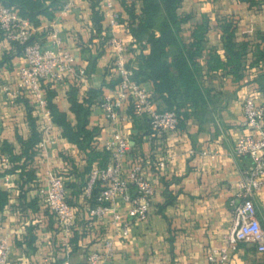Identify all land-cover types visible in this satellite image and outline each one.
Returning a JSON list of instances; mask_svg holds the SVG:
<instances>
[{
  "label": "crops",
  "instance_id": "1",
  "mask_svg": "<svg viewBox=\"0 0 264 264\" xmlns=\"http://www.w3.org/2000/svg\"><path fill=\"white\" fill-rule=\"evenodd\" d=\"M113 1L115 8L123 14L121 24L114 31L109 28L105 14L98 29L94 0H74L70 9H53L52 16L39 15V23L34 24L36 29L32 41L53 47L52 33L58 27L61 48L71 53L76 65L86 71L85 81L68 72L62 81L47 80L43 83L45 93L54 92V105L66 114L71 124L77 123L69 100L73 87H78L81 101L92 89H102L104 96L114 94L119 78L112 66L115 49L107 43L108 36L114 32L127 45L128 67L132 71L137 65L138 55L142 51L149 52V47L142 50L139 44H135L130 30V13L124 5V1L133 4L135 14L140 15L143 2ZM50 3L51 0L46 1L47 5ZM179 12L189 16L181 32L186 42L192 40L193 30L204 17H208L207 49L202 59L206 72L209 50L224 51L222 23L225 19H237V40L246 39L253 32L264 31V4L256 9L248 0H185ZM24 63L21 48L1 35L0 157L11 155L1 150L4 142H8L15 153L22 152L23 142L32 135V119L36 122L40 139L49 126L48 134L55 143L39 150L32 160L25 161L23 157L15 163L19 165L15 171L0 175V187L9 193L8 203L0 212V231L8 236L11 243L9 264H63L66 260L85 264L88 254L100 250L106 238H114L115 255L105 264H208V255L224 244V236L232 226L231 201L237 192L241 172L250 162L248 158L238 156L235 147L238 139L248 132L242 125L243 99L251 84L243 80L216 81L218 78H212L225 70L207 75L205 84L213 87L217 96L206 114L199 117L188 109L190 113L177 132L154 139L148 136L150 131L145 120L136 121L132 106H125L122 110L123 125L130 130L132 145L125 159V169L128 171L134 164L142 163L143 173L153 183L155 194L148 219L134 224L130 235L124 238L115 236L109 216L97 220L89 214L92 202L85 192L90 173L87 171L88 153L64 136L61 125L43 117L41 110L33 105L29 93H25L16 106L6 98L4 86L17 83ZM143 86L150 92L155 105L164 109L165 105L155 95L152 83L145 82ZM255 97L261 101L264 95L256 94ZM91 109L89 128L99 129L94 145L97 151H102L114 128L101 104H95ZM203 150L217 151L218 154L212 159L202 154ZM161 159H166L164 169L154 164ZM13 164L12 161L7 166L0 164V172ZM98 165L97 160L92 169ZM23 168L33 170L35 178L28 180L22 177ZM48 170L64 177L68 200L75 209L76 225L69 239L64 237L57 216L38 193V188L47 182ZM254 200L264 229V186ZM120 210L126 215L127 206L122 201ZM226 264H264V253L242 243L231 249Z\"/></svg>",
  "mask_w": 264,
  "mask_h": 264
},
{
  "label": "built area",
  "instance_id": "2",
  "mask_svg": "<svg viewBox=\"0 0 264 264\" xmlns=\"http://www.w3.org/2000/svg\"><path fill=\"white\" fill-rule=\"evenodd\" d=\"M73 2L74 0H61L59 9L68 10L73 6ZM101 8L109 19V28L114 31L123 20L122 12L115 8L113 0H103ZM35 29L33 22L21 15L14 6L0 3V36H5L19 45L25 58L17 83L4 86V94L10 103L16 106L19 99L29 93L33 105L41 110L47 121L52 122L43 83L47 80L62 81L68 72L85 81L87 74L83 67L76 65L75 57L61 48L58 27H55L52 33L53 47L32 41ZM107 43L115 49L112 66L119 82L114 94L104 96L101 107L114 132L104 142V150L108 153L109 160L106 165L96 166L91 170L85 192L87 198H91L99 184L89 214L97 220L109 216L115 236L125 238L130 235L134 224L148 219L155 187L145 177L142 163L134 164L128 171L125 169V159L132 145L129 140L130 130L123 125L122 110L131 105L136 117L147 119L150 139L177 132L180 119L175 110L159 109L150 92L132 78L133 71L128 67L127 45L124 41L113 32ZM243 110L242 125L248 132L236 142L235 152L238 156L248 158L250 162L241 172L237 192L231 201L232 226L224 236V244L214 248L208 255V264H226L231 249L242 243L250 244L264 253V229L254 200L255 195L264 186V98L258 101L252 95L245 97ZM48 129L49 126L45 128V136L37 143V149L40 151L55 143L48 134ZM202 154L215 159L218 152L203 150ZM10 163V155L0 157V164L7 166ZM154 164L164 169L166 159L154 161ZM46 181L45 186L38 188V193L57 216L64 237L69 239L76 225V213L68 200L66 181L53 170L47 171ZM121 201L127 206L126 215L120 210ZM10 244L8 236L0 231V264L10 263ZM114 255V238H106L100 250L88 254L85 264H105ZM63 264L78 263L66 260Z\"/></svg>",
  "mask_w": 264,
  "mask_h": 264
},
{
  "label": "trees",
  "instance_id": "3",
  "mask_svg": "<svg viewBox=\"0 0 264 264\" xmlns=\"http://www.w3.org/2000/svg\"><path fill=\"white\" fill-rule=\"evenodd\" d=\"M46 1L0 0V3L14 6L21 15L28 17L33 24L37 25L39 23V15L52 16V10L58 9L61 2V0H51V3L47 5ZM100 1L94 0L93 3L95 23L98 25V29H100V21L104 15L102 8L98 7ZM141 1L143 2V6L140 15L135 14L133 4H128L124 1L126 9L130 13V30L135 38V44H139L142 50L149 47L148 53L142 51L138 55L137 65L132 68V78L142 85L145 82H151L155 95L165 105L162 110H175L179 115V127H181L184 118L190 113L187 112L188 109H191V113L201 117L206 114L210 105L214 104V98H216L217 93L214 92L213 87L205 84V77L207 75L218 73L220 70H229L236 77H240V71L242 72L244 69L243 58L249 53L250 42L248 39L237 40L236 20L225 19L222 23L224 51L219 52L216 49H210L208 53L206 52L208 54L206 72L202 59L207 49L206 33L209 29L207 19H204L202 23L196 26L192 32V40L186 42L181 32L184 24L189 21V16L182 15L179 12L185 0ZM249 1L252 4H257L255 0ZM257 55L258 61L264 58L263 51H259ZM262 85L264 89V83ZM46 95L52 119L63 127L64 136L81 150L88 153L89 166L87 171L91 172L92 165L97 160L99 161L98 166L106 165L109 160L108 153L105 150L97 151L94 145L99 129L89 128L91 107L103 102V90L92 89L81 101L78 87L72 88L69 100L71 102V109L76 114V124H71L67 120L66 114L59 111L54 105L52 101L54 92H46ZM133 117H135L136 121L140 119L145 120L147 129L149 128L146 118ZM39 139L40 134L36 122L32 119V135L27 142H23L24 148L21 153H15L11 145L8 142H4L1 150L11 154V161L14 164L11 168H6L4 172H0V175L5 172L15 171L19 167L15 163L21 161L23 157L25 161L32 160L33 156L39 151L35 148V144ZM21 175L28 180L35 178V174L31 169L26 170L23 168ZM89 176L90 173L85 186H87ZM98 187L94 189L93 196L88 198L92 204L94 203V196L99 190ZM8 200L9 193L0 187V212L6 206Z\"/></svg>",
  "mask_w": 264,
  "mask_h": 264
},
{
  "label": "rangeland",
  "instance_id": "4",
  "mask_svg": "<svg viewBox=\"0 0 264 264\" xmlns=\"http://www.w3.org/2000/svg\"><path fill=\"white\" fill-rule=\"evenodd\" d=\"M218 1V0H215ZM249 1V0H248ZM257 4H254L256 9H260V7L264 4V0H255ZM204 19H207L208 24L209 20L208 17H204ZM203 19V20H204ZM232 20H237L235 17H230ZM246 39L249 40L250 46H249V53L246 54L243 58V66L244 69L241 72L240 71V77H236L234 73H232L229 70H225L221 73L216 74L215 76H212V78H218V80H232L235 79L236 81L243 80L244 82H249L250 90L247 92L245 97L247 96H255L256 94L264 95V89H263V83H264V58H261V60L258 61V53L259 51L264 52V31L263 32H253L252 34H249L246 36ZM244 97V98H245ZM244 103V99H243Z\"/></svg>",
  "mask_w": 264,
  "mask_h": 264
}]
</instances>
